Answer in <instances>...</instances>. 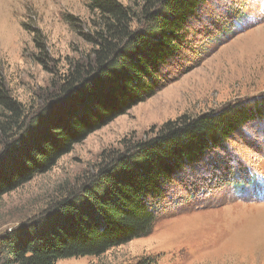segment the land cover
I'll return each mask as SVG.
<instances>
[{
    "label": "rangeland",
    "instance_id": "1",
    "mask_svg": "<svg viewBox=\"0 0 264 264\" xmlns=\"http://www.w3.org/2000/svg\"><path fill=\"white\" fill-rule=\"evenodd\" d=\"M89 3L0 0V76L25 106L38 104L53 77L90 51L81 33L96 21ZM188 33L187 47L164 70L167 84L160 91L0 197V241L39 218L64 187L92 173L100 154L121 148L124 138H146L183 114L264 96V0H207ZM46 54L49 68L39 60ZM174 179L148 235L57 264H264V119L247 124Z\"/></svg>",
    "mask_w": 264,
    "mask_h": 264
},
{
    "label": "trees",
    "instance_id": "2",
    "mask_svg": "<svg viewBox=\"0 0 264 264\" xmlns=\"http://www.w3.org/2000/svg\"><path fill=\"white\" fill-rule=\"evenodd\" d=\"M206 1L90 0L96 21L81 32L90 51L53 77L38 104L25 106L0 76V197L160 91L166 66L187 47L190 23ZM39 60L49 68L52 59L46 54ZM261 119L264 96L183 114L146 138H124L121 148L100 154L92 173L64 187L39 218L2 237L0 263L57 264L148 235L176 175Z\"/></svg>",
    "mask_w": 264,
    "mask_h": 264
}]
</instances>
